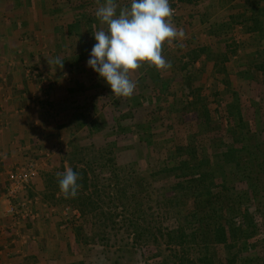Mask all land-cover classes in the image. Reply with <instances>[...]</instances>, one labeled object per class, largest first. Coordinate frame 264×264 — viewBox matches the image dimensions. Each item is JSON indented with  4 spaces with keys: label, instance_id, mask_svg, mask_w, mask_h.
<instances>
[{
    "label": "rangeland",
    "instance_id": "374dc122",
    "mask_svg": "<svg viewBox=\"0 0 264 264\" xmlns=\"http://www.w3.org/2000/svg\"><path fill=\"white\" fill-rule=\"evenodd\" d=\"M80 1L82 21L63 19L64 27L63 20L54 25L56 14H47L44 0H0V87H10L7 96L16 95L17 82L27 84L29 103L37 110L50 100L52 82L81 75L74 82L82 101L75 107L70 135L56 145L53 161V156L48 159L49 168L41 166V156L14 167L37 165L39 182L36 178L20 198L33 201L29 213L22 216L19 206V218L11 216L0 187L1 230L21 240L25 236L30 247L25 259L35 242L49 253L42 258L34 254L25 264H224L225 247L211 244L206 229L194 239L203 237L208 246L180 243L193 242L190 235L199 232L191 198L218 204V194L230 188L239 192L235 195L242 205L230 209L229 218L245 229L246 220L256 224L238 264H264V180L259 174L264 158V19L261 14L259 32L250 7L258 0H169L173 23L185 38L163 45L170 69L157 71L145 63L132 73L136 89L130 98L114 96L87 66L96 43L93 33L106 27L95 28L100 24L97 0ZM116 3L117 13L130 7V0ZM260 3L264 7V0ZM186 9L191 15L204 12L203 30L209 23H225L232 31L210 34V47H185L192 37L187 27L201 20L185 18ZM46 21L68 51L51 45L48 31L29 33L26 28ZM57 57L64 62L62 69L47 62ZM197 152L200 171L207 174L204 182L200 175H184L189 168L180 165ZM66 166L80 177L75 198L65 199L58 186L56 173ZM181 223L184 236L175 240L169 230Z\"/></svg>",
    "mask_w": 264,
    "mask_h": 264
},
{
    "label": "crops",
    "instance_id": "0c3cea01",
    "mask_svg": "<svg viewBox=\"0 0 264 264\" xmlns=\"http://www.w3.org/2000/svg\"><path fill=\"white\" fill-rule=\"evenodd\" d=\"M73 3L70 0H44L47 14H56L54 17L56 21L54 25L56 23L60 24L63 19L67 22L82 21V14H79L80 12L78 11V7L79 10L81 8V1H77L78 5H73ZM193 11L195 12V10ZM190 13L192 14L191 11L186 9L183 13L185 15L184 17H201L200 15L204 14V12L193 13V15ZM223 14L226 15L227 13L224 12ZM36 17H38V15ZM224 19H226V17ZM64 20L61 24H64V27H68V25H65ZM47 24L48 21L45 22V25H33L32 22L31 25L30 23L29 25H26V28L29 33H36L38 31L37 29L48 31V33H50L48 42L51 45L53 44L60 48L63 52L68 51L67 43L59 44L57 42L55 33H53V31H55L54 26ZM101 25L102 24L100 23L99 25H96L95 28H101L102 26L107 27L106 25ZM194 25L195 27L192 29H189V26L187 27V30L192 37H190L188 41H185V47L197 48V46L202 44H204L202 46L210 47L212 46L213 41L210 34L213 36L216 34L225 35L232 31L229 29L230 26L225 25V23L224 25L209 23L208 29L203 30V26H207V24L204 23L202 17L201 20L198 19L197 24L194 23ZM56 30L60 31L59 27H57ZM200 38L201 41H199ZM35 53L36 52H34V54ZM36 61L34 60V62ZM0 75L2 77V74ZM79 78H81V75H74V79ZM74 79L69 81L61 80L60 82L57 80L52 82V94L50 100L37 110L31 108L29 103L26 90L29 89L27 88V84L23 86L22 82H17V85L19 86L14 87L16 93V95L14 94L15 96H7V94H11L10 87H4V89L3 87H0V176H4L9 170L17 165H23L34 159V157L39 156L42 158L39 161L41 166L45 165L49 168V157L53 156V158H51L53 161L54 157L57 156V152L59 153V151L56 150V145L59 141L66 138L67 135H70L69 132L75 125V107H77L79 103H82L80 99L81 96L76 91L77 87ZM21 95L25 96L18 97ZM39 179L40 176L36 179V183L39 182ZM3 204L4 202L0 200V223H2L4 219ZM41 235H43V232H41ZM18 237H21V235ZM21 238L24 239L25 236H22ZM23 239L21 240L17 238L16 234L13 232L7 234L3 230L0 231V264H19L20 261L21 263L23 262L22 264H25L32 255L34 256V254L39 255L41 258L45 255H49L44 247L42 248L41 245H38V243L35 242L32 244V246H34L32 247L33 250L27 252V259L23 258L22 256H25L26 251L30 248L24 243L25 240ZM50 262L51 263L47 260L44 263L52 264L54 261L52 260Z\"/></svg>",
    "mask_w": 264,
    "mask_h": 264
},
{
    "label": "clouds",
    "instance_id": "9594fccd",
    "mask_svg": "<svg viewBox=\"0 0 264 264\" xmlns=\"http://www.w3.org/2000/svg\"><path fill=\"white\" fill-rule=\"evenodd\" d=\"M97 4L95 16L107 27L93 33L96 43L87 66L105 80L114 96L130 98L136 89L132 73L145 63L157 71L170 69L171 62L162 54L163 45L183 40L185 32L174 25L175 12L169 0H130V7H121L119 13L116 0L103 4L97 0ZM47 62L61 69L64 64L59 57ZM56 176L64 198H75L81 187L79 174L66 166Z\"/></svg>",
    "mask_w": 264,
    "mask_h": 264
},
{
    "label": "trees",
    "instance_id": "16d2710c",
    "mask_svg": "<svg viewBox=\"0 0 264 264\" xmlns=\"http://www.w3.org/2000/svg\"><path fill=\"white\" fill-rule=\"evenodd\" d=\"M262 1V0H261ZM251 13H252V21L254 23L258 22L256 29L259 32H262L263 25H259V16L261 15L264 19V7L261 6L260 0L257 1L256 6L254 7V4L251 3ZM250 13V14H251ZM250 19V18H249ZM245 20V19H244ZM244 20L239 21L242 23ZM246 134H244L245 136ZM249 143V140H248ZM192 152V151H191ZM198 153V152H197ZM190 154V157H188L187 160H183V162L180 163V165L187 166L189 168L184 175H191L193 177L199 176V181L204 182L206 179L207 174L201 173V166L203 165L200 161L198 155ZM167 162V161H166ZM165 162V163H166ZM195 165L196 167H193L190 172V168ZM261 167L259 168V174L264 180V158L261 159L260 163ZM225 178H227V175H225ZM228 178L226 179L227 182ZM187 186V185H185ZM188 187V186H187ZM264 188V185H263ZM183 189V187H182ZM183 191V190H182ZM224 194H218L219 199L218 204L216 201H199L197 199L191 198V207L194 209L193 212H195L198 215V223H200V226H196L197 229H199V232L193 235H190L192 239H194L196 236H201L200 231L202 232L205 230V232L211 233L212 241L211 244H218L223 245L225 247V263L224 264H238L241 259L239 258V251L241 249H245L249 247L250 245V239L252 237L251 233L254 227V230H256V224H254L253 220L250 221H244L246 224V229L242 228L240 226H236L234 220H231L229 218V210L232 209V211L236 210V207H239L242 205L241 200L237 202L236 197V190L227 188L225 191H222ZM239 194V192H238ZM237 194V195H238ZM239 196V195H238ZM223 199V200H222ZM213 202L216 204H213ZM255 225V226H254ZM250 228V230L248 229ZM185 231V225L181 223L177 229L169 230V233L175 238V240L178 239V236H184L182 232ZM206 236V235H205ZM181 239V238H180ZM198 242V243H197ZM205 245L208 246L209 242L208 240L204 239L202 237L201 241H197L196 239L193 240V242H182L180 244L184 245L185 248L190 247L191 244L196 245ZM235 244H238V246H235Z\"/></svg>",
    "mask_w": 264,
    "mask_h": 264
},
{
    "label": "built area",
    "instance_id": "2783aa9c",
    "mask_svg": "<svg viewBox=\"0 0 264 264\" xmlns=\"http://www.w3.org/2000/svg\"><path fill=\"white\" fill-rule=\"evenodd\" d=\"M38 176L37 165L33 162L25 166L9 170L4 176H0V187L4 188V198L8 201V212L15 219L19 218L18 207L22 206V216L29 213L30 200H20L21 194L32 186Z\"/></svg>",
    "mask_w": 264,
    "mask_h": 264
}]
</instances>
